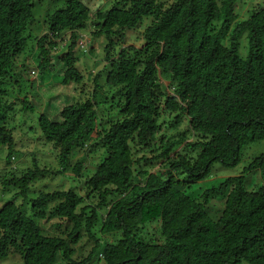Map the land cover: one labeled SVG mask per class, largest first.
Returning <instances> with one entry per match:
<instances>
[{"label":"trees","instance_id":"obj_1","mask_svg":"<svg viewBox=\"0 0 264 264\" xmlns=\"http://www.w3.org/2000/svg\"><path fill=\"white\" fill-rule=\"evenodd\" d=\"M39 1L0 0V150H7V163L18 152L6 100V86L24 78L28 67L26 60L18 67V59L31 54L46 73L57 55L63 82H84L76 51L81 30L93 21L94 36L107 39L105 83L99 71L92 96L63 106L59 119L41 114L39 128L58 148L59 172L87 173V195L98 201L85 204L73 188L41 191L28 214L17 198L27 200L31 185L51 170L34 160L22 175L6 171L2 196L15 192L0 207V260L18 255L21 262L14 264H88L94 258L104 264H264V152L243 173L202 194L187 191L211 175L215 162L236 166L245 145L264 140V6L237 19L238 0H114L95 13L84 0H65L48 14L46 33L31 47ZM147 17L152 20L143 31L145 42L125 45L126 31ZM67 31L69 44L55 51ZM243 35L246 57L240 55ZM93 44L89 54L97 56ZM101 92L112 101V113L102 121ZM179 115L196 139L164 131ZM87 145L105 154L95 168L83 158L72 163ZM143 151L151 156H138ZM252 170L260 171L261 183L249 189ZM212 198L225 204L217 218L207 209ZM51 215L66 229L46 233L43 222ZM153 221H159L158 235L143 237L141 229ZM84 234L94 244L79 259L75 245ZM99 235L114 237L104 241Z\"/></svg>","mask_w":264,"mask_h":264},{"label":"rangeland","instance_id":"obj_2","mask_svg":"<svg viewBox=\"0 0 264 264\" xmlns=\"http://www.w3.org/2000/svg\"><path fill=\"white\" fill-rule=\"evenodd\" d=\"M84 2L90 7L92 13L98 10H108L114 3V0H84ZM65 0H40L37 2L35 7V20L32 24L33 29V40L30 41V46L32 43L36 42L35 38L37 36L43 35L47 31L46 18L48 14L53 13L58 8L64 6ZM264 6V0H238L235 8V13L237 19H246L249 17L251 12L256 8ZM151 18L147 17L144 21L135 29H130L126 31L124 44L130 45L135 44L141 46L145 41L143 37V31L151 23ZM95 23L90 22L89 26L81 30L80 42L77 45L76 54L79 58L77 66L81 73L84 74V82L75 83L70 82L65 84L63 82L64 68L63 62L59 61L55 55L53 60V68L49 72H40L37 68L36 60L33 59V55L25 56L23 55L18 59L17 66L20 67L23 61H28V67L25 72L24 78L20 79L19 82H13L12 80L6 86L8 94L6 100L12 104V109L10 110L9 119L7 125L13 128L14 136L17 144V151L12 163H7L6 155L7 150H0V177L9 170H13L18 175L23 174V170L27 167L32 166L34 160L37 161L40 167H46L51 170V172L39 179H37L34 184L31 185V190L28 194V201L24 200L23 197H18L17 202L23 204L28 209V214H31V199L36 197L41 191H54V190H67L75 189L85 198V204L95 205L98 201L94 197V194L88 197V188L86 185L87 173L83 176H76L74 172L68 169L65 172H59L61 166L59 164L58 158V148L53 142L46 140L43 132L39 128V118L41 114H46L52 119H59L60 111L66 104L73 103L79 100L81 97L85 99L92 96L95 87V82L93 81L95 75L100 71L102 72V78H100L101 84L105 83L104 75L107 74L108 69L104 70L106 67L104 55V47L107 44V39L104 35L94 36ZM92 31V32H91ZM86 36V37H85ZM246 35L241 38L240 55L243 57L247 56L246 47ZM83 39H82V38ZM83 40V41H82ZM70 41V31L64 33V36L57 40L60 44L55 48V51H60L63 49L62 46H66ZM81 42L83 44H81ZM95 43V44H93ZM91 44L95 45V55H90L89 50ZM49 46V43H48ZM67 47V46H66ZM82 50V53H81ZM35 69V70H33ZM20 70V69H19ZM34 71V73H33ZM104 76V77H103ZM165 84H169V81H164ZM106 90V88H105ZM113 92H108L111 96ZM106 92L100 93V98H102L101 104L99 105V115L100 120L102 118L106 119L111 111H109V104L105 102ZM104 100V101H103ZM26 102L28 103L25 106ZM166 119L169 120V117ZM178 123L172 126L169 130L167 126H164V131L167 133L174 134L179 131H185L191 140L196 139L193 132L189 129L188 120L183 115H179ZM102 121V120H101ZM100 125V122H99ZM194 136V137H193ZM90 145H87L82 150L78 151L72 158V163H76L78 159L83 158L82 161L88 166V168H95L97 164L104 158L105 154L103 150H92ZM264 152V140L259 142H254L247 144L242 149L241 162L236 166H224L220 162H215L212 167L211 175L200 182H195L187 188L189 194H202L205 189H208L214 185L220 183L222 179L227 176L239 175L244 172L245 167L249 166L252 160ZM144 151L140 152L138 156L144 155ZM148 156H151L150 152H146ZM160 164H154L151 169L155 171L159 168ZM248 188L253 189L259 186L261 183L260 171L252 170L247 174ZM182 179H185L183 177ZM2 185L0 181V207L8 200L12 199V195L15 190L8 192L2 196ZM27 206V207H26ZM224 201L217 198H212L207 205V209L211 215L214 217H219L224 209ZM43 229L48 234H53L55 232L66 229V224L60 221L53 215L49 219H45L43 222ZM159 221H153L147 223L141 229V235L143 237L152 238L153 235H158L159 233ZM104 241L112 239L114 236H102ZM94 242L90 240L87 234L83 235V238L75 245L76 256L79 259L85 258L89 251L91 250ZM103 250V247L98 249V252ZM20 257L18 255H12L7 260H0V264H14L20 263ZM88 264H104L102 259L96 260L94 258ZM241 264H248L247 262H242Z\"/></svg>","mask_w":264,"mask_h":264},{"label":"bare ground","instance_id":"obj_3","mask_svg":"<svg viewBox=\"0 0 264 264\" xmlns=\"http://www.w3.org/2000/svg\"><path fill=\"white\" fill-rule=\"evenodd\" d=\"M92 32V31H91ZM86 37V36H85ZM82 38V37H81ZM83 39V38H82ZM83 41V40H82ZM81 44H83L82 42H81Z\"/></svg>","mask_w":264,"mask_h":264},{"label":"built area","instance_id":"obj_4","mask_svg":"<svg viewBox=\"0 0 264 264\" xmlns=\"http://www.w3.org/2000/svg\"><path fill=\"white\" fill-rule=\"evenodd\" d=\"M33 73H34V71H33Z\"/></svg>","mask_w":264,"mask_h":264}]
</instances>
